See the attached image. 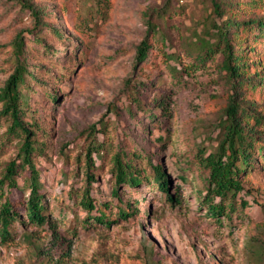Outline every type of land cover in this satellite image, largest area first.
<instances>
[{"label": "rangeland", "instance_id": "1", "mask_svg": "<svg viewBox=\"0 0 264 264\" xmlns=\"http://www.w3.org/2000/svg\"><path fill=\"white\" fill-rule=\"evenodd\" d=\"M27 1L40 10V25L19 0H0V88L13 71V40L25 32L27 64L38 74L30 79L26 119L43 128L34 161L54 224L30 222L18 205L11 239L0 238V264H264V126L253 120L264 117V28L243 24L264 21V0H217L221 14L212 0ZM228 18L240 25L230 27ZM37 24L41 41L26 32ZM214 24L228 28L241 62L238 99L263 146L240 175L248 192L237 196L230 217H214L202 203L206 172L197 161L216 147L237 85L222 68L224 42L197 57L196 39L215 43ZM143 39L150 49L141 61ZM161 98L166 113L157 106ZM151 113L158 118L150 121ZM5 130L1 122L0 178L17 152ZM92 142L103 143L104 153L125 149L141 156L135 163L142 180L120 184L115 197L109 156L92 153L90 189L106 215L102 222L73 198L87 186L84 160ZM153 165L163 167L168 193L154 179Z\"/></svg>", "mask_w": 264, "mask_h": 264}, {"label": "trees", "instance_id": "2", "mask_svg": "<svg viewBox=\"0 0 264 264\" xmlns=\"http://www.w3.org/2000/svg\"><path fill=\"white\" fill-rule=\"evenodd\" d=\"M23 8H25L40 25L41 12L27 0H19ZM212 8L215 13H220L221 5L217 0H212ZM221 14V13H220ZM230 27H238L240 24L236 21L227 19ZM33 30H27L33 40L41 41L42 37H37L39 25ZM247 26H256L259 29L264 28V21L248 19L243 22ZM154 27V25H152ZM214 37L215 43H211L210 38L205 39L199 37L196 43L197 57L205 58L207 53L216 49V45L224 42V58L222 68L234 81L235 92L229 97L228 104L220 118V138L216 147L207 154H199L197 160L201 168L206 172L205 176V195L201 197L203 204L207 205V210L214 217H219L220 214L230 217L236 208L237 196L245 191L243 181L240 175L245 171L251 163V158L256 150H263L260 144V139L252 133V127L249 124L250 112L239 102V91L237 87L241 83H237V78H240V59L234 53V49L229 41L228 28L226 25L220 27L217 24ZM56 33L57 30H54ZM25 32L17 34L13 40V71L0 88V125L1 122L6 124V130L3 136L6 140L16 141V156L6 162L3 173L0 178V238L6 242L11 239V227L19 218L17 207L21 205L26 210L27 218L30 222L40 226H53L47 217L46 206L44 203V195L40 191L41 181L39 170L34 161L36 154L42 151L44 143L40 141V132L43 128L36 119H26L29 110V96L33 90L31 89L30 79H38L36 68L28 66L27 55L24 53ZM150 43L147 39H143L137 49V58L144 60L148 56ZM32 69V71H30ZM56 99L54 96L52 97ZM157 106L160 107L161 113H166L167 100L161 98L157 101ZM151 120L154 121L158 115L151 113ZM254 124L264 126V117L253 115ZM92 129L96 130L95 125ZM91 129V130H92ZM103 143L92 142L88 145L85 154V170L87 186L84 187L81 197L73 195L74 199L80 198L77 204L85 210L88 215L95 220L102 222L105 214L100 211V208L95 205L91 195V183L95 180L92 170L95 168L92 160V153L95 152L100 160L105 156H109L111 164V174L114 177L116 187L112 188L111 194L115 197L119 196L118 186L127 184L134 186L142 180L141 168L135 163L136 158H141L139 154L129 153L125 149H115L104 153ZM154 179L157 181L160 188L165 192H169L167 175L160 165H153ZM23 179V185H20L18 179ZM28 189L29 193L24 199V190ZM16 193L18 196L16 197ZM169 199L174 201L173 197ZM218 199V201H216ZM240 206H247V201L240 200ZM131 206V204H129ZM131 208V207H130ZM94 210L100 212L99 215H92ZM119 215L127 218L129 212L120 209ZM261 253L264 247L260 246Z\"/></svg>", "mask_w": 264, "mask_h": 264}]
</instances>
